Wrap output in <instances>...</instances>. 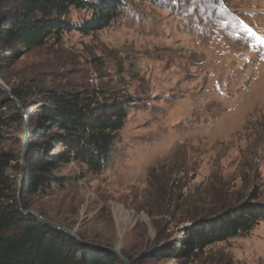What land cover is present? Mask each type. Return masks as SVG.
<instances>
[{"label":"rangeland","instance_id":"1","mask_svg":"<svg viewBox=\"0 0 264 264\" xmlns=\"http://www.w3.org/2000/svg\"><path fill=\"white\" fill-rule=\"evenodd\" d=\"M121 1L110 26L75 28L3 69L11 89L34 79L44 90L132 101L108 166L62 165L54 173L68 177L63 185L26 193L30 210L134 264H264V217L189 261L154 255L178 243L195 217L264 207V0ZM43 96L28 97V116ZM18 110L15 102L7 109ZM26 120L2 144L20 156L8 170L18 186Z\"/></svg>","mask_w":264,"mask_h":264},{"label":"trees","instance_id":"2","mask_svg":"<svg viewBox=\"0 0 264 264\" xmlns=\"http://www.w3.org/2000/svg\"><path fill=\"white\" fill-rule=\"evenodd\" d=\"M0 4V76L6 84L3 69L8 63L45 46L50 39L59 41L75 28L88 33L108 27L122 7L121 0H0ZM84 9L92 12L89 20L81 23L71 19L73 10ZM12 90L25 109L30 95H44V101L36 102L39 110L27 117L30 136L22 187L26 210H30L27 192L47 193L53 185L64 184L68 177L54 173L62 165L77 162L93 173L108 166L131 99L100 90H44L34 79L26 87ZM11 103L10 95L0 88V264H124L114 252L87 246L20 209L19 186L8 173L20 156L2 147L12 124L25 121L20 110L7 111ZM21 168L19 161L17 169ZM262 217L264 207L257 204L230 206L195 217L178 243L167 244L154 255L189 261L208 244L247 234Z\"/></svg>","mask_w":264,"mask_h":264},{"label":"water","instance_id":"3","mask_svg":"<svg viewBox=\"0 0 264 264\" xmlns=\"http://www.w3.org/2000/svg\"><path fill=\"white\" fill-rule=\"evenodd\" d=\"M0 7H1V4H0ZM0 22H1V19H0ZM0 88L5 90L10 95V99L12 100V102L16 103L17 107L22 112L24 118L27 119V117H28L27 110L24 107H22L21 103H18V99L13 95L12 89L3 81L1 76H0ZM29 136H30V131H29L28 122L26 120L25 127H24V147H23V152H22L23 158L26 156V150H27V146H28ZM24 177H25V167H24V164H22V168H21L20 174H19L18 200H19L20 209L25 214H30V215L36 217L38 220L43 221L44 223H46L52 227L58 228L64 232H66L67 234L75 237L76 239H78L79 241H81L83 243L88 244L89 246L108 249V250L114 252L115 254H117L124 264H130L129 259L126 256H124L123 253L120 252L117 248L110 247V246L109 247L108 246H101L99 244H94V243L88 242L87 240H85L84 238H82L78 234H76L74 231H72V230H70V229H68V228H66V227H64L58 223L46 220L42 215L38 214L37 212L31 211V210H26L24 208L23 202H22V187H23Z\"/></svg>","mask_w":264,"mask_h":264}]
</instances>
